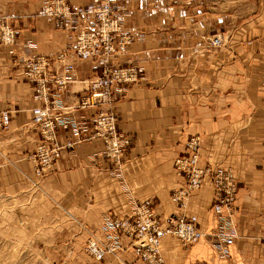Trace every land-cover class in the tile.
<instances>
[{"label":"crops","instance_id":"crops-1","mask_svg":"<svg viewBox=\"0 0 264 264\" xmlns=\"http://www.w3.org/2000/svg\"><path fill=\"white\" fill-rule=\"evenodd\" d=\"M43 1L0 0V17L17 29V54L0 45V111L11 115L0 134V209L38 208L48 232L41 240L63 264H144L130 238L122 237V249L103 260L87 254L85 244L92 234L104 238V216L129 218L133 202L149 198L158 217L196 214L199 227L212 233L218 219L209 180L187 198L186 208L171 197L186 186L175 161L187 139L200 136V165L220 164L238 178L231 212L237 236L225 257L210 236L188 248L177 241L163 253L166 264H264V0H112L129 14L124 31L133 36L114 60L144 69L114 105L118 130L130 138L120 174L95 140L65 148L39 179L30 158L40 141L32 127L34 83L16 55H54L74 37L37 16ZM67 1L75 8L99 0ZM215 36L221 45L212 44ZM76 66L79 80L64 94L67 103L100 71L93 60Z\"/></svg>","mask_w":264,"mask_h":264},{"label":"built area","instance_id":"built-area-1","mask_svg":"<svg viewBox=\"0 0 264 264\" xmlns=\"http://www.w3.org/2000/svg\"><path fill=\"white\" fill-rule=\"evenodd\" d=\"M128 15L112 0L75 8L67 0H44L39 8L37 16L53 21L58 28L74 36L64 50L54 55H16L22 73L34 83L36 105L32 110V127L39 133L40 141L30 158L39 179L54 168L65 148L95 140L104 143L107 157L115 163L114 172L120 174L130 138L118 130L114 105L127 98L132 86L141 81L144 74L142 67L119 65L114 60L133 42V36L124 31ZM16 38V27L7 18L0 17V45L10 46V52L17 54ZM211 42L219 46L222 38L215 36ZM26 46L37 47L32 42H27ZM77 60H93L100 71L84 80L85 86L74 103H67L64 94L79 80ZM10 123V112L1 110L0 134L9 129ZM200 151V136L189 137L185 154L175 161L186 186L172 192L171 197L177 208H186L187 198L209 180L214 190L211 211L218 219L212 233L199 227L196 214L173 212L160 218L152 199L136 200L131 217L104 216L101 223L104 238L91 235L86 248L90 256L103 260L106 254L122 249L121 238L127 237L132 240L138 260L144 264H166L163 253L177 241L188 248L207 236L213 239L218 255L228 256L237 236L231 212L237 198L238 178L231 168L220 164L201 166ZM144 241L147 243L143 244Z\"/></svg>","mask_w":264,"mask_h":264},{"label":"rangeland","instance_id":"rangeland-1","mask_svg":"<svg viewBox=\"0 0 264 264\" xmlns=\"http://www.w3.org/2000/svg\"><path fill=\"white\" fill-rule=\"evenodd\" d=\"M9 211L0 209V264H63V258L55 253L57 251L49 250L50 247L41 240L48 232L47 226L40 223L38 208L29 213L19 209ZM28 214L29 222H25ZM89 239L84 248L87 254Z\"/></svg>","mask_w":264,"mask_h":264},{"label":"water","instance_id":"water-1","mask_svg":"<svg viewBox=\"0 0 264 264\" xmlns=\"http://www.w3.org/2000/svg\"><path fill=\"white\" fill-rule=\"evenodd\" d=\"M146 243H147L146 241L143 242V244H146Z\"/></svg>","mask_w":264,"mask_h":264}]
</instances>
